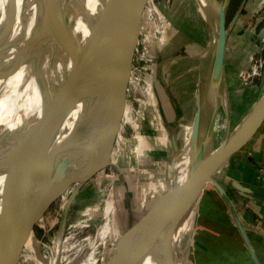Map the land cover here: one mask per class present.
<instances>
[{
    "label": "bare ground",
    "instance_id": "obj_1",
    "mask_svg": "<svg viewBox=\"0 0 264 264\" xmlns=\"http://www.w3.org/2000/svg\"><path fill=\"white\" fill-rule=\"evenodd\" d=\"M45 1L0 0V231H2L1 228L3 227L1 225L5 223L6 197L12 180V170L15 166V162L9 156L8 150L14 143L16 146L12 147V149L16 148L15 151L18 152L15 153L16 157L20 159V156L24 153L23 146L28 140L29 134L35 130L37 132L45 131L51 126V115L55 116V113L62 111L59 102L56 107L48 110L49 106H51L50 104L54 101L53 93L58 94V88L59 90L61 88L62 94L63 92L66 93V90L68 91L71 86L72 77L75 76L74 73L83 69L84 65L82 63L85 56L83 40L88 36L95 15L105 0H52V8L49 12L41 10L42 3ZM193 1H195L197 13L203 19L202 21L205 23L206 20H209L211 45L204 58L205 61L201 73H199V67L203 56H201L197 65H193V61L190 60H177L183 64V67L184 65L187 66L186 71L192 70V72H188L190 73L189 75H192V80L195 81L193 99L189 97V101H194V106L191 108L193 109L192 113L191 111L190 113L188 112L187 117L189 119L187 123L179 120L178 117L169 123L166 118L159 114L155 96L153 94L150 95L149 87H138V79L133 77V65L127 60L111 113L102 131L90 140L88 138L82 148L79 147L67 153L63 152L65 157L61 168L63 173L71 175L73 164L77 163L76 165H78L89 159L90 169L78 182L88 178L99 168L109 164H113L119 170L117 165H119L120 161L124 163V158H121V156L127 150L125 143L128 145L131 142L130 140L127 142L123 137V123L119 119V112L122 110V119L125 122H131L138 127V121L136 123L134 121L136 117L131 114L129 99H126V96L130 92L136 95L137 89L146 95V100L144 99L145 102L142 105L148 108L147 111L150 114L149 122L152 125V129L158 132L154 141L160 142L161 144L158 143L159 146L163 144V141L167 143V145L163 144V147L167 146L168 153H170L167 161L163 160L166 163L165 168H163V161L160 160L156 162V166L160 183L163 186L160 195L169 191L170 203L166 205V210L169 215L167 224L171 231H169V236L161 242L164 244L165 241L169 240L174 244L170 254L171 264H184L182 249L185 250L191 242L197 209L196 199L183 222H180L182 218L180 211H173L175 205L173 200L179 196V192L174 190L187 182L189 177L197 175L194 152L191 147V130L195 114L199 111L198 140L204 142L206 153L212 155L219 146L226 144L231 139L261 97L259 96L255 99L249 108L245 109L244 113L240 115L237 122L231 125L229 120L230 112L226 100L224 101L222 89L224 61L221 82L215 84L212 75L215 46L220 32L219 12L225 0ZM143 3L154 5L153 0H143ZM51 12L55 17L50 14ZM63 16L68 19V26L69 28L71 27L70 32L79 42L73 51L66 52L63 50L64 30L59 23L60 20H63ZM202 21L201 19L199 20L201 24ZM154 26L156 28L155 32H160L158 23ZM141 29V23L136 20L133 34L134 40ZM127 62L130 66L127 65ZM196 67L197 71L194 70ZM126 79L129 81L128 86H125ZM90 83L85 82V85L88 86V89L84 90L86 95L92 93ZM124 87L128 88V92L123 89ZM123 90L126 92L125 97H122ZM139 97L137 99L141 101L142 99ZM184 105L182 107L185 109ZM99 106L100 99L97 102L98 109ZM85 108L86 103L84 101L78 102L68 112L66 111L67 107L63 106V111L68 114H65L56 141H61L67 137L74 122L83 114ZM43 115L46 116V120L40 124L39 119ZM135 137L138 139V143H135L136 146L131 150L135 151L136 160L134 159L133 162V157H129L132 164L128 163L129 167L127 170H131L132 166L136 168L137 175L134 176L136 182H138L145 178L148 179V177L145 176L147 168L144 166L145 157L143 156V151L145 148L142 146L144 136L140 133L136 134ZM30 167H33L32 162L24 166L26 170ZM140 171L142 174H140ZM219 174L220 171H215L213 177L217 179ZM127 176H130V174L127 173ZM72 186V184L65 186L61 180L54 181L47 177L43 183L42 191L44 196L50 195L52 191L59 192L61 196L59 207L62 213L69 194H72L75 188L73 187L72 189ZM146 212L141 214L139 212L138 220L132 222L127 228L133 227L137 222L143 220L147 214ZM103 217L104 222L100 227L99 238L113 236L114 239L111 246L114 247V251L117 253L116 241L125 234L127 228L123 229L115 222L112 201L110 200L106 202ZM34 223L42 228L45 235L48 233L47 218L36 204L25 228L1 264H20L28 260L32 264H58L61 258L62 239L57 234L53 244L48 247L41 246L36 236ZM159 226L162 227L161 222ZM142 234L143 232H141ZM128 235L129 237L126 238L125 242L136 241V234ZM0 237V252H3L11 239V233L5 230ZM158 251V249H151V244L148 242L133 244L125 251V264H160Z\"/></svg>",
    "mask_w": 264,
    "mask_h": 264
},
{
    "label": "rangeland",
    "instance_id": "obj_2",
    "mask_svg": "<svg viewBox=\"0 0 264 264\" xmlns=\"http://www.w3.org/2000/svg\"><path fill=\"white\" fill-rule=\"evenodd\" d=\"M245 1H229L226 7L228 24ZM153 3L154 5L143 3L139 9L136 20L141 23L142 29L136 39H132L133 47L127 60L133 65V77L138 79V87H149L150 95L155 96L159 114L169 123L176 117L187 123L188 112L192 113L191 108L194 106V101H189V97L193 99L195 81L188 72L192 70L186 71L187 66L183 67V64L177 60H190L193 61V65H197L203 56L199 67V73L202 72L204 58L211 45L209 20L205 23L202 21L193 0H153ZM200 19L204 25L199 22ZM156 23L160 27V32H155ZM227 36L222 89L224 101L226 100L230 112L229 120L233 125L264 91V0H252L251 6L242 8L232 31ZM129 63L127 62L128 66ZM194 70L197 71V67ZM128 84L129 81L126 79L125 86ZM123 89L128 90L127 87ZM125 91L122 97L126 96ZM134 94L130 92L126 99H129L131 114L136 117L134 121L135 123L138 121L139 126L125 122L122 119V110L119 112V119L123 123V137L127 142L131 141L128 145L125 143L127 150L121 156L124 158V163L120 161L117 165L119 170L113 164L101 167L81 181L77 193L69 203L58 264H112L117 256L114 247L111 246L114 238L113 236L99 238L106 202L112 201L114 220L121 228L126 229L161 196L163 186L157 174L156 162L167 161L170 153L167 146L163 147V144L167 145V143L161 140L163 144L159 146L160 142L154 141L158 132L152 129L148 108L142 105L147 96L139 89L136 95ZM138 96L141 101L137 99ZM57 104L58 102L53 101L48 110L53 109ZM39 120L42 124L46 116H41ZM140 133L144 136L142 146L145 148L143 156L144 166L147 168L145 176L148 179L136 182V168L132 166V171L127 168L128 163L132 164L129 157H133V162L134 159L136 160L135 151L131 149L136 146L135 143H138L135 135ZM83 146L84 144L81 148ZM76 164H73L71 175L65 172L64 174L62 169L49 177L54 181L61 180L65 186L72 184L73 189L76 182L90 169L89 159ZM163 164L165 168L164 161ZM127 173L130 176H127ZM207 196H220V194L209 184L201 193L200 199ZM60 197L58 191H52L46 196L41 191L38 195L36 205L48 221L46 235L39 225L33 224L41 246L48 247L53 244L59 234ZM196 216L191 242L185 250L182 249L184 264H190L192 259ZM20 264H32V262L28 260Z\"/></svg>",
    "mask_w": 264,
    "mask_h": 264
},
{
    "label": "water",
    "instance_id": "obj_3",
    "mask_svg": "<svg viewBox=\"0 0 264 264\" xmlns=\"http://www.w3.org/2000/svg\"><path fill=\"white\" fill-rule=\"evenodd\" d=\"M229 1H224L219 12L220 32L215 46L212 68L215 84L221 82L225 45L229 29L235 24L245 3L243 2L240 5L237 13L228 24L225 7H227ZM142 3L143 0L104 1L102 7L95 15L88 36L83 40V44L85 45V56L82 63L84 65L83 69L80 72H75L76 74L74 73L75 76L72 77L71 86L68 91L66 90V93L63 92L62 94L61 88L60 90L59 88L57 89L58 94L53 93V99L55 102H59L62 111L55 113V116L51 115V126L45 131L37 132L35 130L29 134L28 140L23 146L24 153H20L22 154L20 159L16 157L15 153H18L15 151L16 148L12 149V147L16 146L14 143L8 150V154L13 158L15 166L12 170V180L6 197L5 223L1 225L3 227L1 228L0 235L5 230L10 231L11 239L3 252H0V264L25 228L33 207L37 202L38 195L42 191L45 179L61 170L63 158L65 157L63 152L67 153L70 150H76L81 147L88 141V138L90 140L95 135H98L105 126L114 104L126 61L133 47L132 39L135 21ZM51 8L52 0H46L42 3L41 10L49 12ZM50 14L55 17L52 12ZM59 23L63 26L64 30L63 50L66 52L73 51L79 42L70 32L71 27L69 28L68 26V19L63 16V20H60ZM85 82H91L90 86L92 87V93L87 95L84 93V90L88 89ZM99 99L100 106L98 109L97 102ZM80 101L86 103L85 111L76 119L67 137L61 141H56L65 114H68L67 112ZM64 105L67 107V112L63 111ZM263 119L264 91L231 139L226 144L219 146L214 154L209 155L205 151L204 142L198 140L199 111H197L191 130V147L194 152L197 175L189 177L187 182L174 190L179 192V196L173 200L175 202L173 211H180V215H182L180 222H183L196 199L198 204L201 193L210 184L218 191L227 204L236 225L250 248L248 237L244 232L232 202L217 179L213 177V174L215 171L221 170L235 150L253 134ZM30 162L33 163V167L26 170L24 166ZM80 185L81 182L76 183L72 194L69 196L62 210L59 221L60 239L69 203L77 193ZM168 192H165L154 201L147 210V214L143 220L137 222L133 227L127 228L125 234L117 239L115 245L117 256L112 264H125L124 254L127 248L133 244L142 242H148L151 244V249L159 250L158 260L160 264H171L170 254L174 244L169 240L165 241L164 244L161 242L169 236V231H171L167 224L169 215L166 205L170 203ZM160 222L162 223V227L159 226ZM141 232H143L142 235ZM132 233L138 236H136V241L125 242L126 238L129 237L128 234ZM161 236L163 237L162 239Z\"/></svg>",
    "mask_w": 264,
    "mask_h": 264
},
{
    "label": "crops",
    "instance_id": "obj_4",
    "mask_svg": "<svg viewBox=\"0 0 264 264\" xmlns=\"http://www.w3.org/2000/svg\"><path fill=\"white\" fill-rule=\"evenodd\" d=\"M251 5L252 0H246L243 8ZM217 181L232 202L250 248L221 195L207 196L197 208L190 264H264V119L227 160Z\"/></svg>",
    "mask_w": 264,
    "mask_h": 264
}]
</instances>
